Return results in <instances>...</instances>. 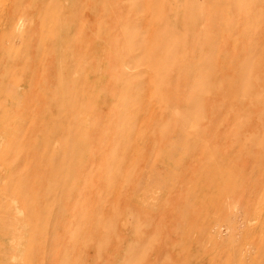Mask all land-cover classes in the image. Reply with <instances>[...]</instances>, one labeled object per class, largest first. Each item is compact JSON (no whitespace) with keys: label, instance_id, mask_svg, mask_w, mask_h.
<instances>
[{"label":"rangeland","instance_id":"1","mask_svg":"<svg viewBox=\"0 0 264 264\" xmlns=\"http://www.w3.org/2000/svg\"><path fill=\"white\" fill-rule=\"evenodd\" d=\"M0 264H264V0H0Z\"/></svg>","mask_w":264,"mask_h":264}]
</instances>
